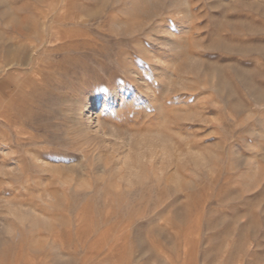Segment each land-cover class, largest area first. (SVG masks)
<instances>
[{
  "label": "rangeland",
  "instance_id": "rangeland-1",
  "mask_svg": "<svg viewBox=\"0 0 264 264\" xmlns=\"http://www.w3.org/2000/svg\"><path fill=\"white\" fill-rule=\"evenodd\" d=\"M0 91V264H264V0H0Z\"/></svg>",
  "mask_w": 264,
  "mask_h": 264
},
{
  "label": "bare ground",
  "instance_id": "bare-ground-1",
  "mask_svg": "<svg viewBox=\"0 0 264 264\" xmlns=\"http://www.w3.org/2000/svg\"><path fill=\"white\" fill-rule=\"evenodd\" d=\"M154 9H152V8H150L149 6H147L146 8H145V10H143L144 12H145V15L147 16V15H150V14H152L154 11H153ZM19 26V25H18ZM137 29H139V28H141L139 25H137V26H135ZM154 27H152V26H150V28H147V31H149V30H151V29H153ZM8 39V38H7ZM4 40V39H3ZM14 43V42H13ZM12 44V43H11ZM30 45V44H29ZM32 45V44H31ZM12 46V45H11ZM22 45L20 44V47H21ZM9 47V46H8ZM15 47V46H14ZM171 47H172V49H176L177 47H178V44L177 43H175V42H172L171 43ZM180 47V46H179ZM28 48V47H27ZM29 48H31V47H29ZM40 48V47H39ZM27 50H29V49H27ZM33 50H34V52L35 51H38L37 50V48L36 47H34L33 48ZM15 56H18L17 54L15 55ZM29 57V56H28ZM33 59H35L34 57H33ZM12 59L10 58V59H8L7 61H6V63H5V65H8L9 64V61H11ZM32 61H34V60H32ZM36 61V60H35ZM40 62V61H39ZM195 63V62H194ZM187 64V63H186ZM37 65V64H36ZM39 65V64H38ZM188 65V64H187ZM38 67V66H37ZM37 67H35V68H37ZM35 68H33V69H35ZM37 71V70H36ZM19 82V81H18ZM21 82V81H20ZM21 85V84H20ZM119 85V84H118ZM117 85V86H118ZM116 86V85H115ZM116 86V87H117ZM121 86V85H120ZM12 87V86H11ZM16 87V86H15ZM21 87V86H20ZM13 89H15V88H13ZM12 89V90H13ZM96 89V88H95ZM19 90V89H18ZM1 92V91H0ZM97 92V91H96ZM7 93V92H6ZM10 93H13V92H10ZM110 93V92H109ZM112 93V92H111ZM1 95V94H0ZM3 95V94H2ZM11 95V94H10ZM9 96V95H8ZM98 93H95V94H93V95H89L86 99H85V102H83L84 104H83V110H82V112H85V118H86V120H88V121H90V116H91V114L89 113L90 112V109L92 108V106H95V104H96V102L98 101ZM1 97V96H0ZM3 97H5V96H3ZM3 97H2V99H3ZM11 97V96H10ZM15 97H16V95H15ZM104 97V96H103ZM17 98V97H16ZM106 98V97H105ZM113 98V97H112ZM1 99V100H2ZM104 99V98H103ZM11 101H13V100H11ZM15 101H18V100H15ZM100 101V100H99ZM105 101V100H104ZM108 101V100H107ZM9 102H10V99H9ZM19 102V101H18ZM1 103V102H0ZM5 103V102H4ZM14 103V102H13ZM103 103V102H102ZM20 104H21V102H20ZM7 105V104H6ZM22 105V104H21ZM104 106V105H103ZM16 107V106H15ZM7 108V107H6ZM5 109V108H4ZM5 110H7V109H5ZM17 111V110H16ZM1 112H4V110H1ZM0 112V113H1ZM7 112V111H6ZM9 114H10V112H9ZM14 114V113H13ZM83 114V113H82ZM7 115V114H6ZM15 115V114H14ZM22 115V114H21ZM4 116H5V113H4ZM16 116V115H15ZM12 117V116H11ZM4 118V117H3ZM9 118H10V115H9ZM9 118H8V120H9ZM5 119V118H4ZM11 119H13V118H10V120ZM3 120V119H2ZM12 121V120H11ZM16 121V120H15ZM9 123H10V121H9ZM13 123H14V121H13ZM19 123V122H18ZM15 124H17V123H15ZM14 126V125H13ZM14 128H15V126H14ZM18 129V128H17ZM5 130V129H4ZM111 130V129H110ZM112 131H113V129H112ZM1 132V131H0ZM6 132V131H5ZM21 132V131H20ZM109 132V131H108ZM8 133V132H7ZM18 133V132H17ZM103 134L105 133V132H102ZM14 136V135H13ZM16 137V136H15ZM6 140V136H0V143L1 144H3V142ZM6 144V143H5ZM15 144V143H14ZM38 158V157H37ZM6 159H4V161H5ZM8 160H10V162H11V160H13L16 164H15V166H16V169H17V171L19 172V173H21V174H23V170H24V168H23V166L22 165H19V161H18V159H17V157L16 156H13V157H10V158H8ZM35 161V160H34ZM12 164V163H11ZM8 165V164H7ZM6 165V166H7ZM14 166V167H15ZM25 170H27V169H25ZM0 172H1V175H2V178L3 179H1V182H10V180H14V181H16L19 177H20V175H19V173L18 172H11L10 170L8 171V169H6L4 166H1V168H0ZM27 172H29V170L27 171ZM26 182V181H25ZM22 188V187H21ZM19 189V188H18ZM16 191V190H15ZM44 192V191H43ZM12 193V192H11ZM10 195V194H9Z\"/></svg>",
  "mask_w": 264,
  "mask_h": 264
}]
</instances>
